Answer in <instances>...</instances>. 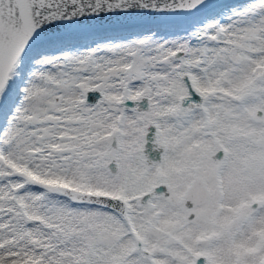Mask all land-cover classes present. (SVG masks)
I'll return each instance as SVG.
<instances>
[{
    "label": "snow or ice",
    "instance_id": "1",
    "mask_svg": "<svg viewBox=\"0 0 264 264\" xmlns=\"http://www.w3.org/2000/svg\"><path fill=\"white\" fill-rule=\"evenodd\" d=\"M0 264H264V0H0Z\"/></svg>",
    "mask_w": 264,
    "mask_h": 264
}]
</instances>
